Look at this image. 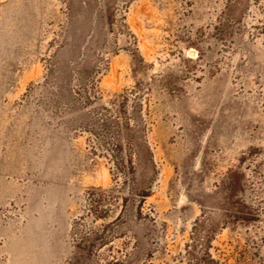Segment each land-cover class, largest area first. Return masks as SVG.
I'll list each match as a JSON object with an SVG mask.
<instances>
[{
	"label": "rangeland",
	"instance_id": "1",
	"mask_svg": "<svg viewBox=\"0 0 264 264\" xmlns=\"http://www.w3.org/2000/svg\"><path fill=\"white\" fill-rule=\"evenodd\" d=\"M244 2L0 0V264H264Z\"/></svg>",
	"mask_w": 264,
	"mask_h": 264
},
{
	"label": "trees",
	"instance_id": "2",
	"mask_svg": "<svg viewBox=\"0 0 264 264\" xmlns=\"http://www.w3.org/2000/svg\"><path fill=\"white\" fill-rule=\"evenodd\" d=\"M258 1V0H257ZM245 8L244 0H227L224 14V26L227 27L230 24H237L241 20L242 10ZM261 31H264V25L259 28ZM203 264H216V262L211 258V256L207 253V256L201 260ZM199 262V263H200Z\"/></svg>",
	"mask_w": 264,
	"mask_h": 264
}]
</instances>
